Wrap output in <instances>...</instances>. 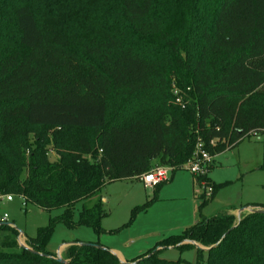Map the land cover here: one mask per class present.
Masks as SVG:
<instances>
[{
	"label": "trees",
	"instance_id": "16d2710c",
	"mask_svg": "<svg viewBox=\"0 0 264 264\" xmlns=\"http://www.w3.org/2000/svg\"><path fill=\"white\" fill-rule=\"evenodd\" d=\"M38 2L94 17L100 32L75 36L65 13L41 27ZM112 96L123 104L107 119ZM251 134L264 135V0H0V196L60 210L28 249L6 237L0 246L18 250L0 251V264H180L161 254L204 252L186 241L209 248L206 264H264L257 212L235 223L231 214L203 217L126 263L94 243H70L64 263L47 250L58 223L101 232L107 183L139 180L155 165L173 175L198 144L213 154ZM194 181L212 188L199 208L223 185L207 174Z\"/></svg>",
	"mask_w": 264,
	"mask_h": 264
},
{
	"label": "rangeland",
	"instance_id": "374dc122",
	"mask_svg": "<svg viewBox=\"0 0 264 264\" xmlns=\"http://www.w3.org/2000/svg\"><path fill=\"white\" fill-rule=\"evenodd\" d=\"M95 5L89 4L88 13L94 15L100 12L103 3L96 2ZM75 12H62L71 14L70 25L75 36L84 34L92 37L100 32L99 22L94 17H79ZM35 13L41 27L53 26L57 17L60 19L62 16L57 10L56 14L49 13L45 4L40 2L35 7ZM122 100L118 96L109 99L107 119L113 110L123 104ZM87 135L93 140V132L87 131ZM20 142L23 145L26 142L31 144L33 135ZM210 155L212 163L207 178L211 183L223 185L202 208H199L200 203L211 196L206 192L202 194L203 186L195 183L193 174L187 168L178 169L173 175L169 172L168 181L158 187H145L138 179L109 182L100 193L103 207L108 213L101 219V232L96 233L86 226L68 228L58 223L53 229L48 252L55 258L67 259L66 250L70 243H94L130 261L152 249L163 238L181 233L203 217L222 215L231 208L239 210L249 205L253 208L264 206V135L251 134L236 148L223 149ZM48 158L54 161L57 156L50 150ZM93 201L88 202V205ZM76 208L80 209V205ZM246 212L240 213L239 217ZM3 213L7 214V222L14 226L17 235L11 236L8 231H0V245L9 237L15 241L16 248L20 244L29 248L27 238L35 237L40 228L48 225L49 218L60 214V210L46 211L32 204L23 206L21 199L13 196L10 202L0 201V216ZM235 215L234 223L238 220V211ZM76 219L77 211L74 221ZM13 248L0 246V251L17 252L18 249ZM161 257L170 261L181 259L183 263L180 264H206L207 260L205 250L197 253L195 248L182 253L170 248L163 251Z\"/></svg>",
	"mask_w": 264,
	"mask_h": 264
},
{
	"label": "built area",
	"instance_id": "2783aa9c",
	"mask_svg": "<svg viewBox=\"0 0 264 264\" xmlns=\"http://www.w3.org/2000/svg\"><path fill=\"white\" fill-rule=\"evenodd\" d=\"M211 163H212L211 155L207 151L202 149V146L200 144H198L196 146V150L192 158L187 161V163L184 165V168H187L193 174V176L206 175L208 174ZM169 172H171L170 167L155 165L147 173L141 175L139 180L143 183L145 187L156 186L158 184L168 181ZM195 183L199 186H203L204 190L202 194L206 192L208 196L209 195L211 196L212 188L210 185H208L205 181L199 183L195 181ZM19 198L22 201V205L25 206L24 199L22 197ZM2 200H6L10 202L13 200V196L12 195L0 196V201ZM7 219H8L7 214L3 213V215L0 218V221L7 222Z\"/></svg>",
	"mask_w": 264,
	"mask_h": 264
},
{
	"label": "water",
	"instance_id": "95a60500",
	"mask_svg": "<svg viewBox=\"0 0 264 264\" xmlns=\"http://www.w3.org/2000/svg\"><path fill=\"white\" fill-rule=\"evenodd\" d=\"M248 211V212H257V213H263L264 214V209L263 208H253V206H244V207H242V208H240L239 210H238V219H239V214L240 213H242L243 211ZM0 224H3V225H6V226H10V227H12V228H14V226H12V224H10V223H8V222H0ZM15 229V228H14ZM19 234H21V233H19ZM185 243H190V244H192V245H194L196 248H198V249H201V250H205V251H207L209 248H203V247H201L200 245H198L197 243H195V242H192V241H186ZM82 245H92V244H90V243H82ZM20 246L21 247H23V248H27V247H25L23 244H20ZM97 247H99V248H101V249H106V248H103L102 246H97ZM28 249V248H27ZM111 252V251H110ZM112 253V252H111ZM113 254V253H112ZM115 255V254H114ZM116 256V255H115ZM55 260L57 261V262H59V263H64L65 261L64 260H62L61 258H59V257H56L55 258ZM120 261V260H119ZM121 263H126V262H124V261H120Z\"/></svg>",
	"mask_w": 264,
	"mask_h": 264
},
{
	"label": "crops",
	"instance_id": "0c3cea01",
	"mask_svg": "<svg viewBox=\"0 0 264 264\" xmlns=\"http://www.w3.org/2000/svg\"><path fill=\"white\" fill-rule=\"evenodd\" d=\"M250 206V205H249ZM236 211H238L237 209H229L228 211H226V213H224V214H231V215H235V212ZM236 216V215H235ZM62 246H64V245H62ZM62 246H60V248L62 247ZM60 250L58 249V252H59ZM57 252V253H58ZM112 252V251H111ZM113 254H115L116 255V253L115 252H112ZM116 257L120 260V261H124V262H126V259H124V258H122V257H118L117 255H116Z\"/></svg>",
	"mask_w": 264,
	"mask_h": 264
}]
</instances>
